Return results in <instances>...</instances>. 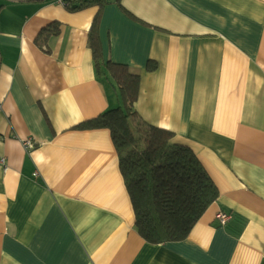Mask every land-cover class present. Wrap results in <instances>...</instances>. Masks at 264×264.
<instances>
[{
  "label": "crops",
  "instance_id": "1",
  "mask_svg": "<svg viewBox=\"0 0 264 264\" xmlns=\"http://www.w3.org/2000/svg\"><path fill=\"white\" fill-rule=\"evenodd\" d=\"M107 1L0 0V264H264V0ZM96 21L104 57L140 75L138 114L219 189L183 241L142 238L110 131L78 128L122 103Z\"/></svg>",
  "mask_w": 264,
  "mask_h": 264
},
{
  "label": "trees",
  "instance_id": "2",
  "mask_svg": "<svg viewBox=\"0 0 264 264\" xmlns=\"http://www.w3.org/2000/svg\"><path fill=\"white\" fill-rule=\"evenodd\" d=\"M64 1V8L71 12L93 6L102 10L108 4L107 0ZM48 26L41 32L46 40L60 34L59 24ZM88 43L97 73L108 70L122 103L78 128L110 131L132 202L135 227L142 238L152 245L183 241L218 200L219 189L192 148L176 143L174 132L154 126L138 114L135 104L140 75L128 65L104 57L97 21Z\"/></svg>",
  "mask_w": 264,
  "mask_h": 264
},
{
  "label": "built area",
  "instance_id": "3",
  "mask_svg": "<svg viewBox=\"0 0 264 264\" xmlns=\"http://www.w3.org/2000/svg\"><path fill=\"white\" fill-rule=\"evenodd\" d=\"M54 2H56V4L64 8V4H65L64 0H54ZM24 145H26L27 148L33 147V143L31 140L25 141ZM0 164L5 165V160L4 159L0 160ZM4 169L6 171L7 167H4ZM217 219L219 220L220 224L224 226L231 219V214L219 212V214L217 215Z\"/></svg>",
  "mask_w": 264,
  "mask_h": 264
}]
</instances>
